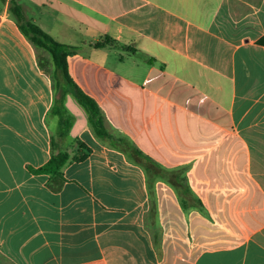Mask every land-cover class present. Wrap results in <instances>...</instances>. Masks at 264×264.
Listing matches in <instances>:
<instances>
[{"label":"crops","instance_id":"crops-1","mask_svg":"<svg viewBox=\"0 0 264 264\" xmlns=\"http://www.w3.org/2000/svg\"><path fill=\"white\" fill-rule=\"evenodd\" d=\"M10 1L0 0L6 264H264V0H16L77 47L69 73L107 129L184 169L186 208L169 181L149 187L74 103L71 137L57 135V149L74 155L79 140L89 153L65 164L58 192L30 170L51 155L54 93Z\"/></svg>","mask_w":264,"mask_h":264},{"label":"trees","instance_id":"trees-1","mask_svg":"<svg viewBox=\"0 0 264 264\" xmlns=\"http://www.w3.org/2000/svg\"><path fill=\"white\" fill-rule=\"evenodd\" d=\"M9 11L19 30L37 50V63L39 67L45 69L51 76L54 98L49 113L52 112L56 115L60 124L59 130L56 132L57 134L53 133L51 135V155L49 159L37 168L30 167V170L33 173L48 174L47 186L52 191L58 192L67 180L63 171L65 164L69 161H80L89 153L90 148L79 140H76L79 150L74 155L67 150L57 149V135L65 137L68 134L73 120V117L67 114L63 108V101L66 94L73 93L78 102L87 110L88 119L95 135L103 141L119 148L126 154L130 161L142 166L147 174L149 187L154 179L158 178L172 183L178 194L181 195L180 199L183 207L186 208L189 201L184 195L191 194V192L187 185V177L184 169H167L149 155L142 152L129 137L110 132L105 124V114L99 104L74 81L69 73L67 58L77 51V47L55 39L38 23L28 18L18 1H10ZM258 42L264 45V36ZM103 44L101 41L95 42L96 46H102ZM40 51L48 53V57L43 56ZM130 51L135 52L136 49L132 48ZM55 105L58 106L54 107ZM0 264H6L1 254Z\"/></svg>","mask_w":264,"mask_h":264},{"label":"rangeland","instance_id":"rangeland-1","mask_svg":"<svg viewBox=\"0 0 264 264\" xmlns=\"http://www.w3.org/2000/svg\"><path fill=\"white\" fill-rule=\"evenodd\" d=\"M45 53V52H44ZM42 54V51H41ZM43 56H47V53L42 54ZM77 104L80 109H82L85 113H87V110L78 102V100L76 99V97L74 96L73 93H68L63 101V108L66 110L67 114H69L70 116L72 115L73 117V112L69 109L70 106H72V104ZM59 105V104H58ZM58 105H55L54 107H57ZM56 118L57 116L54 115L52 112L48 114L47 120L49 122V125L51 126V129L53 130V132H58L57 130V125H56ZM57 134V133H56ZM71 137V135L67 134L66 138L69 139Z\"/></svg>","mask_w":264,"mask_h":264}]
</instances>
